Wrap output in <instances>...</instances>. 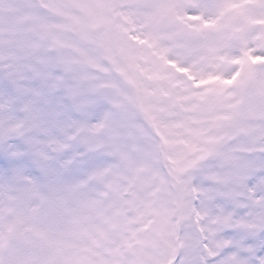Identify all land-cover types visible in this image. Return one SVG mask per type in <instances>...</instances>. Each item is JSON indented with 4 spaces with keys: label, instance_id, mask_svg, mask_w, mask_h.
<instances>
[{
    "label": "snow or ice",
    "instance_id": "obj_1",
    "mask_svg": "<svg viewBox=\"0 0 264 264\" xmlns=\"http://www.w3.org/2000/svg\"><path fill=\"white\" fill-rule=\"evenodd\" d=\"M0 264H264V0H0Z\"/></svg>",
    "mask_w": 264,
    "mask_h": 264
}]
</instances>
